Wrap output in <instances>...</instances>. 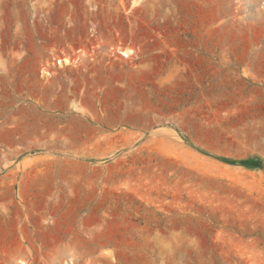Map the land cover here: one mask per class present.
I'll use <instances>...</instances> for the list:
<instances>
[{"label":"rangeland","instance_id":"obj_1","mask_svg":"<svg viewBox=\"0 0 264 264\" xmlns=\"http://www.w3.org/2000/svg\"><path fill=\"white\" fill-rule=\"evenodd\" d=\"M70 255L264 264V0H0V264Z\"/></svg>","mask_w":264,"mask_h":264},{"label":"bare ground","instance_id":"obj_2","mask_svg":"<svg viewBox=\"0 0 264 264\" xmlns=\"http://www.w3.org/2000/svg\"><path fill=\"white\" fill-rule=\"evenodd\" d=\"M139 0H134V4L135 3H137ZM119 48V47H118ZM120 51L123 53V54H125V55H130V53L132 54V52H133V50L134 49H132V48H129V47H121L120 46ZM64 60L68 63L69 62V60L70 59H68L67 57H64ZM71 61V60H70ZM62 63V62H61ZM13 257V256H12ZM37 257V256H36ZM70 257H72L71 255L68 257V258H65V259H63L62 260V264H75V261H74V259H73V257L72 258H70ZM39 258V257H38ZM16 259V258H15ZM34 259V258H33ZM37 259V258H36ZM18 262H17V264H34V262H32V261H28L27 259L25 260V259H21V258H17L16 259ZM11 261H13V258H11ZM50 262V261H49ZM56 262V261H55ZM36 264V263H35ZM47 264V263H46Z\"/></svg>","mask_w":264,"mask_h":264},{"label":"built area","instance_id":"obj_3","mask_svg":"<svg viewBox=\"0 0 264 264\" xmlns=\"http://www.w3.org/2000/svg\"><path fill=\"white\" fill-rule=\"evenodd\" d=\"M60 62V61H59Z\"/></svg>","mask_w":264,"mask_h":264}]
</instances>
